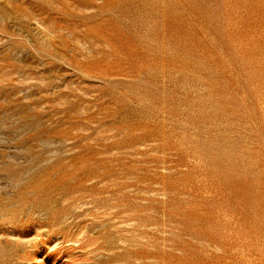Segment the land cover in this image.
Instances as JSON below:
<instances>
[{
	"label": "rangeland",
	"instance_id": "374dc122",
	"mask_svg": "<svg viewBox=\"0 0 264 264\" xmlns=\"http://www.w3.org/2000/svg\"><path fill=\"white\" fill-rule=\"evenodd\" d=\"M0 264H264V0H0Z\"/></svg>",
	"mask_w": 264,
	"mask_h": 264
}]
</instances>
